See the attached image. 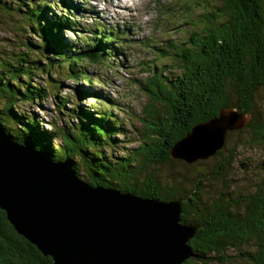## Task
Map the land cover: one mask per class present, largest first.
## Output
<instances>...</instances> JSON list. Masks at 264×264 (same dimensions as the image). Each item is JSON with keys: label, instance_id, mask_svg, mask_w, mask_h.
<instances>
[{"label": "trees", "instance_id": "1", "mask_svg": "<svg viewBox=\"0 0 264 264\" xmlns=\"http://www.w3.org/2000/svg\"><path fill=\"white\" fill-rule=\"evenodd\" d=\"M210 1L184 0L185 18L170 20L167 27L191 29L167 38L163 47L149 45L168 62L159 68L155 60L146 78L135 81L147 98L139 146L115 157L109 148L119 143L123 130L111 111L81 106L60 92L66 80L92 85L96 80L86 66L105 67L121 54L128 29L123 25L126 30L114 32L96 20L83 31L74 17L77 7L67 0H0V16L15 37V46L9 39L8 46L0 45V128L45 159L66 163L91 186L179 200L181 222L196 228L188 241L192 257L182 264H226L233 256L244 264H264V177L251 186L249 177L239 184L242 173L238 181L235 177L239 147L264 146V116L254 112L264 92V0ZM58 4L63 15L53 12ZM193 11L197 23L189 16ZM63 31L79 45L68 44ZM76 92L79 99H100L91 88L80 86ZM48 97L58 112H66L64 122L48 124L50 129L20 110L22 103L35 105ZM226 108L250 118L227 134L215 155L192 164L171 158L170 148L194 125ZM233 135L241 139L229 147ZM202 164L206 168H195ZM0 264H51L16 234L1 210Z\"/></svg>", "mask_w": 264, "mask_h": 264}, {"label": "water", "instance_id": "2", "mask_svg": "<svg viewBox=\"0 0 264 264\" xmlns=\"http://www.w3.org/2000/svg\"><path fill=\"white\" fill-rule=\"evenodd\" d=\"M249 115L221 109L170 148L192 164L215 155ZM0 210L16 234L51 264H182L195 227L181 222L179 200L159 201L91 186L66 163L14 142L0 128Z\"/></svg>", "mask_w": 264, "mask_h": 264}, {"label": "rangeland", "instance_id": "3", "mask_svg": "<svg viewBox=\"0 0 264 264\" xmlns=\"http://www.w3.org/2000/svg\"><path fill=\"white\" fill-rule=\"evenodd\" d=\"M52 1L57 0H50V2ZM71 1V3L80 7V11L76 12V18L83 31L86 28L85 26H89L96 20L94 16H97L104 24L118 25L121 29H123V25L125 26L126 24V28L128 29V35L125 36L127 41L125 43L123 42L121 54L119 53V55H116L117 57H114L113 61H107L108 63L105 61V67L97 65L86 66L87 72L91 78L96 80L92 85L66 80L63 81L64 85L60 92V96H69L73 102L79 103L81 106L92 108L93 105H97L98 108L111 111L112 117L120 122V127L123 131L120 135H117L119 143L113 148L110 147L109 150H111L113 156L121 157L123 152H126L129 148L131 149L139 146L138 138L141 128H143L141 124L143 123L141 120L142 116H144L142 114V108L147 103V98L138 91L139 87L137 84L139 83L136 84L135 81L146 78L147 73H145V70H147V68L149 69L155 60V62H157L156 67L159 68L161 66L163 67L164 64L168 62L167 59L158 58V56L155 55L156 51L150 48L149 45H152L151 42H153L163 47L167 38L174 39L178 36L181 37L180 33L182 31L191 29L189 25L167 27L168 21L175 20L179 22L185 18L187 12L183 10L184 0ZM216 1L217 0H215V2ZM212 2L214 1L211 0L210 3ZM58 7H60L59 4ZM58 7L56 9L54 8L53 12L58 16L63 15L64 13L61 11V7ZM88 7L90 9L92 8L94 14L88 11ZM195 14L196 11H193L189 16H191L190 18H192L193 22L197 23L198 18L194 17ZM7 23H9V21L3 16H0V45L3 47L7 45V39H9L12 44L15 38L11 31L7 29ZM62 34L65 41L71 46L74 45L76 47L79 45L72 33L63 31ZM13 45L14 44H12L11 47H13ZM18 48L21 50L23 49L21 46ZM80 86L91 88L98 93L100 92V99L95 98L98 97L95 95H90L91 97L84 96L82 99H79V95L76 91ZM261 94L262 96H260L254 112L255 115L260 114L264 116V92ZM66 106L68 108L70 105ZM109 106L112 107L111 110L107 109ZM20 110L28 114H34L36 117L40 118L42 124L48 129H50V127H48L50 123L61 125L64 122V113H66L64 110H61V112L57 111L55 100L52 97H48L46 101H38L35 105L22 103L20 104ZM240 139L241 136L233 135L227 143L230 147L235 142H239ZM210 161L215 163L214 159ZM211 162L209 164H212ZM235 166L237 173L235 177L237 181L242 173L243 181L241 183L238 182L240 185L244 182V177H249V186L260 181L264 177V146L252 147L250 144L249 147L240 146ZM177 167L180 168L179 166ZM177 167L175 168L176 171H178ZM203 167L206 168L204 164L196 166L195 168ZM166 174L167 173L163 171L161 177L165 178ZM226 264L244 263L241 261L239 262V260L233 256Z\"/></svg>", "mask_w": 264, "mask_h": 264}, {"label": "bare ground", "instance_id": "4", "mask_svg": "<svg viewBox=\"0 0 264 264\" xmlns=\"http://www.w3.org/2000/svg\"><path fill=\"white\" fill-rule=\"evenodd\" d=\"M75 8H76V7H75ZM124 29H125V28H124ZM126 29H127V28H126ZM126 29H125V30H126ZM120 40H121V39H120ZM118 42H119V41H118Z\"/></svg>", "mask_w": 264, "mask_h": 264}]
</instances>
